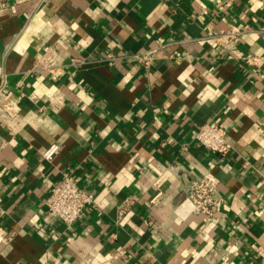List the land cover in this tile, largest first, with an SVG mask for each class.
Returning <instances> with one entry per match:
<instances>
[{
    "label": "crops",
    "instance_id": "0c3cea01",
    "mask_svg": "<svg viewBox=\"0 0 264 264\" xmlns=\"http://www.w3.org/2000/svg\"><path fill=\"white\" fill-rule=\"evenodd\" d=\"M244 24L264 30V0H0V264H264V65L206 37ZM156 42L148 70L104 60ZM235 46L264 59L259 33ZM210 121L225 156L193 141ZM68 172L94 196L71 227L45 203ZM206 173L204 225L178 205Z\"/></svg>",
    "mask_w": 264,
    "mask_h": 264
},
{
    "label": "built area",
    "instance_id": "2783aa9c",
    "mask_svg": "<svg viewBox=\"0 0 264 264\" xmlns=\"http://www.w3.org/2000/svg\"><path fill=\"white\" fill-rule=\"evenodd\" d=\"M228 5V4H226ZM256 32L264 37V30H255L250 25H242L230 30L221 31L218 33L208 32L206 37L213 40L216 44L226 48L230 54L228 58L237 56L236 59L242 61L243 65L257 71L264 65V59L258 56H238L239 52L236 49V42L248 33ZM165 47L160 42H156L153 47L145 49L140 52L115 57L111 53L105 54V62L108 65L113 64L118 59L133 61L139 64L144 70H148L157 57V54ZM52 59L51 48H43L42 67L46 66ZM73 64H81L80 60H72ZM1 93L7 92L3 88ZM194 143L203 149L219 154L221 156L227 155L231 150V145L226 139V132L216 122L210 121L201 126L193 136ZM55 149V150H53ZM58 146L52 144L42 154L43 159L47 161L53 160L54 156L58 153ZM46 213L50 217L57 218L66 226H73L78 222L85 209L94 205V196L89 191L82 189L78 186L76 180L68 172L63 174L62 179L50 191L46 199ZM224 200L218 188V180L211 173H206L202 176L195 177L188 182L186 187L185 197L179 203L178 209L180 210L184 204L190 205V212L199 215L202 218L204 225L214 224L221 212ZM133 204L132 200H125L118 207L119 216L126 213L128 207Z\"/></svg>",
    "mask_w": 264,
    "mask_h": 264
},
{
    "label": "clouds",
    "instance_id": "9594fccd",
    "mask_svg": "<svg viewBox=\"0 0 264 264\" xmlns=\"http://www.w3.org/2000/svg\"><path fill=\"white\" fill-rule=\"evenodd\" d=\"M53 150H55V149H53Z\"/></svg>",
    "mask_w": 264,
    "mask_h": 264
}]
</instances>
